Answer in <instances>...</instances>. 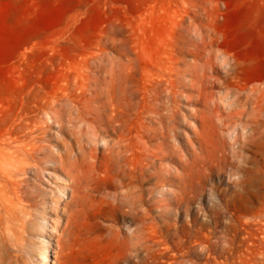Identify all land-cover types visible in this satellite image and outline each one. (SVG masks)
<instances>
[{"label": "rangeland", "instance_id": "obj_1", "mask_svg": "<svg viewBox=\"0 0 264 264\" xmlns=\"http://www.w3.org/2000/svg\"><path fill=\"white\" fill-rule=\"evenodd\" d=\"M128 60L147 93L133 139L145 177L135 166L129 181L117 135L39 113L66 87L92 95L77 74ZM75 104L58 105L67 120ZM34 116L52 125L53 154L25 177L17 213L0 208V264H264V0H0V134ZM68 145L96 150L98 190L74 195L56 162Z\"/></svg>", "mask_w": 264, "mask_h": 264}, {"label": "bare ground", "instance_id": "obj_2", "mask_svg": "<svg viewBox=\"0 0 264 264\" xmlns=\"http://www.w3.org/2000/svg\"><path fill=\"white\" fill-rule=\"evenodd\" d=\"M170 64L172 66H170ZM170 64L168 67L165 65L164 75H162L164 79L174 84V75L177 74L178 71L176 67L173 66L174 63ZM132 70V60H128L127 62L119 61V63L111 67L110 70L100 65L98 67V75L77 74V81H74L75 84L81 81L82 95L85 94L86 96V93L91 88L93 93L90 97H86L83 100V98L71 96V91H69L71 89H68L70 88L69 86L66 87L67 89L64 88V95L62 97L60 95H54L49 98V96L47 99H44L42 105L39 106V113L42 115L41 119H43L45 115L49 120L53 119V122L63 124L61 127L62 129L64 126H67L68 122L72 124V129L78 128L82 135L86 129L92 132L86 131V135L88 132L93 134L96 138L101 136V134L111 135L114 133L117 135L119 137L118 147L127 153L129 152L125 156V162L128 168L122 171L125 172L123 174V177H125L124 180L128 179V181L133 178L132 173H134L135 166H137V170H139V174L143 179L145 177L146 167L144 163V147L143 149L137 148L140 157L139 159L136 158L138 157L135 156L137 154V152H135V141L137 140L134 141L133 139L138 137L139 141L145 140L147 129L145 128L147 122V93L139 88H137L135 92L133 91L130 83ZM159 78H161V76H159ZM77 85L80 86L79 84ZM65 99H70V101L75 102L74 109L77 110L76 114L74 113L75 115L71 116L68 120L65 118L64 104L63 108H58V105ZM95 103L97 105H95ZM49 120L44 119L40 121L38 116L28 117L25 119V123L21 126L19 131H10L9 134L7 133L5 135L3 133H1L3 135L0 134V208H4L8 214H14L21 206V195H23L21 193L25 192L22 183L26 181L25 177L30 171L45 167L47 160L50 159V157L48 159L45 157L51 153L53 154L51 147L48 146L49 144L47 145L49 139H51L48 129L52 127ZM116 121H119L121 124L117 126V124H115L117 123ZM108 125H110L112 129H109L110 127L107 128ZM141 144L143 145V142ZM136 146L138 147V145ZM67 148V160L59 156L56 157L58 158L56 162L59 163L58 165L60 167L67 169L72 175L74 195L85 191L98 190L97 186H95V181L100 179V176L97 177L96 173V170H98L96 150L93 148L89 156H87L88 154H78L74 156V147L68 145ZM110 158L111 163L107 169L109 173H111V165H115L114 156ZM136 159H138V161H136ZM134 161H136V163ZM106 182L108 187L115 186L113 180H106ZM142 192H144L143 186ZM109 205L113 207V209H122L118 203L112 200L109 201ZM23 209L24 208H22L21 211ZM2 222L0 221V228L2 227ZM4 226L6 227L5 231L10 229L9 226Z\"/></svg>", "mask_w": 264, "mask_h": 264}]
</instances>
